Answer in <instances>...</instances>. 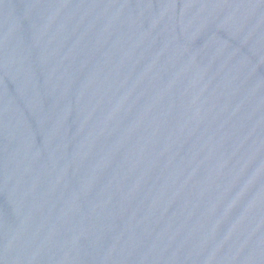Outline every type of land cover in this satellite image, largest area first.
<instances>
[{
  "label": "water",
  "instance_id": "obj_1",
  "mask_svg": "<svg viewBox=\"0 0 264 264\" xmlns=\"http://www.w3.org/2000/svg\"><path fill=\"white\" fill-rule=\"evenodd\" d=\"M0 264H264V0H0Z\"/></svg>",
  "mask_w": 264,
  "mask_h": 264
}]
</instances>
